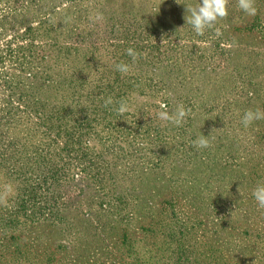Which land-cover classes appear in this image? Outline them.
I'll use <instances>...</instances> for the list:
<instances>
[{
  "label": "rangeland",
  "instance_id": "rangeland-1",
  "mask_svg": "<svg viewBox=\"0 0 264 264\" xmlns=\"http://www.w3.org/2000/svg\"><path fill=\"white\" fill-rule=\"evenodd\" d=\"M198 3L0 0V264L117 247L174 263L184 240L208 264L215 238L226 262L264 252V119L242 123L264 111V0L254 16L229 0L202 36L185 21ZM161 104L190 111L177 126Z\"/></svg>",
  "mask_w": 264,
  "mask_h": 264
},
{
  "label": "clouds",
  "instance_id": "clouds-1",
  "mask_svg": "<svg viewBox=\"0 0 264 264\" xmlns=\"http://www.w3.org/2000/svg\"><path fill=\"white\" fill-rule=\"evenodd\" d=\"M237 4L240 10L249 16L256 14L255 0H237ZM228 5L229 0H199V3L195 6L185 5V21L186 24L191 25L193 31L197 35H204L207 29L214 28L218 20H223L228 17ZM216 35H221L220 30L216 29ZM127 55L132 57L133 62L140 58L141 53L136 52L133 48L127 49ZM117 71L122 74H127L129 66L124 62L115 65ZM111 98L105 101V107L112 104ZM162 111L159 112V118L164 121H169L177 126L181 125L184 118L188 115L190 109L186 110L181 104L177 107L174 114H169L167 111V105L161 104ZM119 114H123L128 111L126 101H120L119 108L117 109ZM264 119V111L256 109H248L245 111L242 118V123L245 127L251 125L254 121ZM194 147L198 149L208 148L210 146L209 140L203 134H201L195 141L192 142ZM258 207L264 209V182L258 183L252 192Z\"/></svg>",
  "mask_w": 264,
  "mask_h": 264
},
{
  "label": "trees",
  "instance_id": "trees-1",
  "mask_svg": "<svg viewBox=\"0 0 264 264\" xmlns=\"http://www.w3.org/2000/svg\"><path fill=\"white\" fill-rule=\"evenodd\" d=\"M81 125L78 127L80 128ZM203 236H200L199 239H202ZM130 241V239L127 236H123L121 238V242L120 244L118 243V246H123V245H127V243ZM254 243L256 241H253ZM207 245H209L211 248H209V254L206 255L207 258H210L209 263L208 264H264V252L263 251H258L255 250V253L253 255L252 252L253 250L250 249L248 252L244 253L241 255V257L239 256L238 260H234L232 257H230V262H226L225 258H226V253L223 252L224 251V242H222L220 239L215 238L206 241ZM188 245L189 242H187L186 240H184V243L182 245L181 248H179L178 250L175 251V254L177 257V261L174 260V263H169L168 262V258L165 254H162V259H165V261L162 264H194V258L196 256H190L188 254ZM117 247V246H116ZM117 248H114L113 251H108L107 254H93L85 256L82 254H76L75 258L72 259L71 261H69L68 264H124L123 263V259L121 258V256H117L116 255V250ZM217 252V253H216ZM197 255L199 254L198 250H196ZM40 255V254H39ZM136 255L139 257V261H141V264H150L151 263V256L147 257V255L145 257H142L140 252L136 251ZM249 255H251L249 257ZM157 256V255H156ZM41 258H39V264H43V260H44V256H40ZM171 257H175V255H171ZM249 257V258H248ZM212 258H215L216 262H212ZM222 259H224L223 261H221ZM55 256H53L52 258H48L47 263L48 264H52L55 263ZM61 261H63V259H61ZM256 262V263H255ZM46 263V264H47ZM207 263V262H206ZM198 264H205V263H198Z\"/></svg>",
  "mask_w": 264,
  "mask_h": 264
}]
</instances>
